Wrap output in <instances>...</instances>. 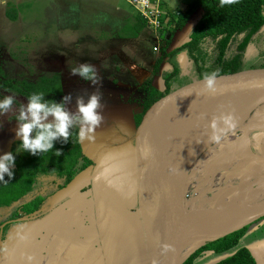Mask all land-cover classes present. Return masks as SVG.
I'll return each mask as SVG.
<instances>
[{
    "label": "rangeland",
    "instance_id": "obj_1",
    "mask_svg": "<svg viewBox=\"0 0 264 264\" xmlns=\"http://www.w3.org/2000/svg\"><path fill=\"white\" fill-rule=\"evenodd\" d=\"M54 1L56 0H0V67L3 70L5 78L15 81L24 80L25 82H33L41 76L50 75L52 73L50 71L51 69H54L55 72H68L69 74L68 67H51L46 65L47 61L45 58L47 55H50L48 53L53 51L54 47H57V35L60 37V32H56L54 23L55 17L58 16L56 11H60L61 8L58 7V9H56ZM67 1L79 2V10L84 12L83 14L86 17H98L99 12H102L104 16L109 18L112 16L111 9L114 4L112 0ZM114 1L118 3V7L123 8L122 6H124L128 11L134 14V16L138 15L136 10L132 8L127 0ZM159 1L161 10L167 12L168 16L170 14L177 15L178 12L185 8L182 0ZM71 6L72 5L66 4L64 11H71ZM8 10L15 12V19H10L6 14V11ZM191 26L192 20H189L183 31L186 32ZM68 27L69 26H67L66 31L61 32V35L64 38L70 39L75 32H70ZM147 33L152 37V40L146 39L145 45H151L150 51L155 63V60L160 56V50L164 46L166 41L165 38L168 34H166L164 39H161L159 37V32L154 33L148 31ZM152 35L156 38H153ZM183 39L185 40V38ZM181 40H177V37H175L171 40L172 42H170L168 48H171V44L174 45L175 43H180ZM236 40L237 38L235 37L231 41V47H236ZM145 45L144 47H146ZM62 46L64 48L63 43ZM86 46L88 45L83 43L82 47L86 48ZM153 47L156 49L154 50ZM256 48L257 47L254 45L248 48L247 55L242 60L243 67L257 66L259 57L257 56ZM96 53L102 55L98 51ZM101 60L103 63H110L111 66H113L111 74L114 79H116L115 77L118 75L114 72V69L119 66L118 61L115 60V62H113L107 57H101ZM154 63L153 65L151 64L152 68ZM176 64L178 69L174 76L179 75L182 69L179 67L178 63ZM168 69V66L162 69L164 71L162 79L164 80L166 77L171 79V76L166 71ZM188 69H190L188 66L183 68L182 74ZM108 76L112 77L110 75ZM66 78H68L66 80L67 84H74L78 81L77 77L74 75H70ZM66 83L61 81L60 84L62 86ZM141 85L136 91V94H133L131 92L132 90L128 91V89H126L127 92H131L132 94L131 98H128L131 102L136 103L135 101L140 97V100H143L142 96L144 95V91ZM250 95L252 97L254 94ZM16 106L17 105L14 104L13 111H15ZM231 113L235 114L233 116L236 121L239 122V125H237L232 131L225 132L220 143L223 144L222 142L225 141L226 149H230L234 144H240L239 147L243 144V146H245V143H248L255 148L261 146L262 141H264V100L261 104L254 106V109L244 106L231 111ZM12 119L13 116L11 113L0 116V125H2V127H0V154L8 152L11 147H13V144L17 142L14 137L15 124ZM97 136L101 137V134L99 133ZM93 138H96V136H93ZM90 141L93 142L94 139ZM216 145L217 143L212 142L206 145L200 150L198 159L196 158L191 164V176L194 177V181L195 178L198 177L194 189L196 192L198 189L209 190L215 183L227 181L221 178L238 176V170L244 166L243 163L239 164V161L237 162V159L239 160L237 152L232 154L233 156H230L229 159V155L224 158L221 157L220 160L218 159V155H215L216 157L212 156L207 158V151L208 155L214 150L219 151V149L216 148ZM210 146H212V149ZM13 148H16V145H14ZM87 156L90 155L87 154ZM216 159L219 160L218 162L226 161L230 163L235 159L236 161L234 164L213 171L212 165L216 162ZM133 160L132 153L129 155L125 149L118 150L117 155L110 154L108 158L106 157L103 160L99 159L98 161L95 160V163L90 166V168L81 171L78 174L79 176L74 180L76 183L72 187L70 186L69 189L70 193H68V196L71 195L73 198L68 205L69 210L73 208L76 209L77 207L80 208V205L75 203L77 197H83L86 202L85 204H81L83 206V217L87 221H84L87 229L85 234H89V239L91 238L92 244L95 241L96 245L100 244L101 264H149V249L143 228V218H141L140 215L137 196L136 170ZM207 161L208 165L206 166ZM111 164L119 166V171L116 173V175L122 178V187L119 191L110 186L104 180L97 179L98 174L103 168ZM208 179L211 181H208ZM259 179L264 180V176L259 177ZM54 186L55 185L46 186L42 184L41 191L43 192V195L50 196L49 194L53 192L56 194V188ZM76 191L77 193H72ZM34 192L35 189L33 192H30L27 196L22 198L20 203H10L8 205L9 207H1L0 223L15 218V215H17L18 204L21 205L25 200L30 199V197L34 195ZM37 193H40V191ZM52 195L53 194H51V196ZM235 195V193L228 194L230 198H233ZM230 198H226L223 201V204H231L232 199ZM85 206L88 208V213L83 209ZM261 217L248 223L250 225L245 233L243 239L244 242L253 240L252 242L255 243L256 246L264 247V216ZM42 218L40 227L38 226L39 222H36L35 225H33L32 223L35 221L32 223L24 221L8 232L6 240L3 243H0L1 247L4 249V252H2L4 256L3 258L0 254V264H5V261L8 262V264H41L42 261L44 264L48 263L44 258V248L46 246L44 235L47 228L50 227L51 229L53 223L50 222L46 215ZM92 218H94V222ZM92 222L95 227L89 230V224L92 225ZM30 224L33 228L30 227ZM93 236L94 239H92ZM34 238H36L35 245L33 243ZM208 240H212V237L210 239L203 238L201 240L194 239L189 241L183 249V254L185 256L190 254ZM185 256L183 258H186ZM220 256L221 255H205L204 253L198 256L196 264H210L218 260ZM255 258L259 262L264 261V253H257Z\"/></svg>",
    "mask_w": 264,
    "mask_h": 264
},
{
    "label": "crops",
    "instance_id": "obj_2",
    "mask_svg": "<svg viewBox=\"0 0 264 264\" xmlns=\"http://www.w3.org/2000/svg\"><path fill=\"white\" fill-rule=\"evenodd\" d=\"M54 2L56 9L58 7L61 8L60 11H56L58 16L55 17L54 23L56 32H60V37L57 35V47H54L53 51L48 53L50 55L46 56V65L71 68L77 66L79 63L86 62L95 66L100 78L98 84L92 85L74 75L77 77V83L67 84L66 80L68 78L66 77L70 76V73L55 72L54 69L50 70L52 73L59 75V81L61 80L67 84L61 86V91L62 96L71 94L72 100L67 105L70 110L75 109L76 97L83 96L86 99L94 91L100 93V111L103 119L95 131H100L101 137H96L97 139L93 138V142L88 141L87 152L94 155L99 151L98 147L100 145L109 143V147L101 155L100 160L108 158L110 154L117 155V151L123 149L130 155L133 145L132 136L136 126L134 115L140 111V102L142 100H140V97L134 103L128 98H131V92L136 94L139 86L149 78H152L151 84L158 91H162L164 81L160 71L168 66V64L162 62L159 66V73L153 75L151 64L153 65L154 58H152L150 51L151 45H145L146 39L152 40V37L147 33L150 30L146 26H140L138 15L134 16L124 6H122L123 8L118 7V3L114 0H112L114 4L111 9L112 16L110 18L104 16L102 12H99L98 17L95 18L86 17L83 14L84 12L79 10V2H69L67 0H56ZM66 4L72 5L71 11H64ZM67 26H69L70 32H75L70 39L64 38L61 35V32L66 31ZM175 37H177V40H182L180 43L171 44V48H167V51L178 47L181 42L186 40V34L183 32H176L172 40ZM153 38L156 37L153 36ZM62 43L64 44V48ZM83 43H86L88 46L86 48L82 47ZM97 51L102 55H98ZM180 53H177L171 58L173 60H170H175L179 64L177 56ZM101 57H107L113 62L115 60L118 61L119 66L114 69V72L118 75L115 77L116 79L111 74L113 66L110 63H103ZM157 61L158 59L155 60L154 65H156ZM126 89L132 91L127 92ZM222 143L219 142L216 145L219 151L214 150L209 155L207 151V158L218 155V159L220 160L221 157L224 158L229 155V159L230 156H233L232 154L237 152V157L239 158L237 162L239 161V164L243 163L244 166L238 170V176L221 179L264 182V180L259 179V177L264 176V141H262V145L258 148L245 143V146L243 144L239 147L240 144H234L230 149H226L225 141ZM210 148L212 149V146ZM218 159L212 165L213 171L234 164L236 161L235 159L230 163L226 161L218 162ZM68 193H70L69 189L61 193L58 190L54 194L52 203L50 204L51 210L46 215L50 222L53 223L51 229L50 227L47 228L44 235L46 262H48L47 264H101L100 244L96 245V241L92 244L89 234H85V231H87L85 222L87 221L83 217V206L81 204H85L86 202L83 197H77L75 203L80 205V208L77 207L76 209L69 210L68 205L73 198L71 195L68 196ZM72 193L75 194L77 191ZM263 201L264 198L258 200L257 203ZM83 209L88 213L86 206ZM92 219L94 222V218ZM93 222L92 225L89 224L90 228L87 225L89 230L95 227ZM30 227L33 228L31 224ZM92 239H94V236Z\"/></svg>",
    "mask_w": 264,
    "mask_h": 264
},
{
    "label": "water",
    "instance_id": "obj_3",
    "mask_svg": "<svg viewBox=\"0 0 264 264\" xmlns=\"http://www.w3.org/2000/svg\"><path fill=\"white\" fill-rule=\"evenodd\" d=\"M263 29L264 25L259 31ZM177 58L179 66L185 68L187 61L184 52ZM212 71L217 72L216 86L238 88L240 90L237 92L243 96L254 93L264 96V67L209 61L185 70L143 110L132 136V156L140 215L149 246V264H181L185 259L183 249L189 242V230L199 216H235L258 209L257 201L264 198V182L249 180L221 181L209 190H194L198 177L194 181L190 167L191 162L198 159L200 151L193 149V143L189 146V141L197 136L196 105L208 94L202 88L203 76ZM186 92L191 94L183 97ZM8 95L15 96L18 103H26V98L21 95ZM180 131L182 135L171 140L173 144L169 149V140ZM94 132L98 137L100 131ZM167 157H170L169 161ZM78 176L61 188L59 193L70 189ZM141 177L147 184V193L140 186ZM230 193L236 195L230 198ZM226 198L232 199V203L223 204ZM261 216H264V212L220 236L238 230ZM42 219L33 225L39 222L40 227ZM35 241L36 238L34 245Z\"/></svg>",
    "mask_w": 264,
    "mask_h": 264
},
{
    "label": "trees",
    "instance_id": "obj_4",
    "mask_svg": "<svg viewBox=\"0 0 264 264\" xmlns=\"http://www.w3.org/2000/svg\"><path fill=\"white\" fill-rule=\"evenodd\" d=\"M185 5L184 10L177 15L170 14L165 18V25L159 33V37L164 39L165 44L161 48V53L156 65L153 67V75L159 73V66L162 62L168 64L167 73L171 79L164 80V90L158 91L152 84V78L147 79L141 85L144 91L141 109L134 115L137 125L141 114L146 106L156 97L166 91L171 84L182 74L174 76L178 66L170 59L179 52H184L187 66L189 68L213 61L242 64L243 58L247 55V50L253 45L256 46L259 57L257 66L264 67V0H237V3L219 6V0H182ZM10 19H15L16 14L12 10L6 11ZM140 18V26L145 27L144 20ZM189 20H192L191 28L184 32V28ZM176 32L186 34V40L178 47L169 51L166 49ZM237 38L236 47L230 46L231 41ZM263 44V45H261ZM164 71H160L162 75ZM174 76V77H173ZM57 77V79H56ZM0 89L14 91L24 97L32 93H43L46 99L59 101L62 97L59 75L51 73L48 76H41L33 82L15 81L4 77L0 69ZM4 94L0 93V97ZM14 121V120H13ZM15 123V121H14ZM78 129L70 130L69 142L61 144L57 142L54 148L61 149L59 156L55 155V150L40 153L37 156L21 152L16 156L13 167L14 175L11 180L5 176L7 183L0 182V208L8 206L10 203H20L21 199L27 195L33 187L40 183L48 184L47 178H51L58 190L70 183L81 171H85L98 161L101 155L109 147V143L100 145L98 152L94 155L88 152V141L78 138ZM93 136H96L95 132ZM18 141L15 143L17 144ZM121 143V142H120ZM15 148L12 147L10 151ZM44 179V181H42ZM46 199L37 195L21 205L23 213L28 217L40 219L46 215ZM9 207V206H8ZM262 218V217H261ZM11 222H3L0 227V237L6 235ZM250 224L238 230L232 231L223 236L204 242L195 249L181 264H196L197 258L201 254L221 255L218 260L210 264H264V261L256 260L255 255L264 253L263 246H256L253 240L244 242V236Z\"/></svg>",
    "mask_w": 264,
    "mask_h": 264
},
{
    "label": "clouds",
    "instance_id": "obj_5",
    "mask_svg": "<svg viewBox=\"0 0 264 264\" xmlns=\"http://www.w3.org/2000/svg\"><path fill=\"white\" fill-rule=\"evenodd\" d=\"M235 3L237 0H219L220 7ZM69 73L92 85L100 81L95 66L90 63H79L69 68ZM216 80V71L204 74L203 90L208 93L216 92ZM190 94L191 92H186L183 97ZM71 100V94L64 95L56 101L46 99L43 93L38 92L27 96L26 103L19 104L13 95L0 97V116L12 114V120L16 125L14 137L18 141L13 151L0 154V182H8L5 176L8 180L12 179L16 156L21 152L37 156L54 149L55 155L59 156L61 149L54 148V144L57 142L67 144L70 130L74 128L78 129L77 135L80 140L93 139V133L103 119L100 111V93L94 91L86 99L83 96L76 97L74 110L67 107ZM14 104L17 105L15 111H13ZM207 126L211 130L209 140L212 143H219L225 132L236 128V119L231 112H221L219 116L209 119ZM118 171L119 166L111 164L103 168L97 179L104 180L119 191L122 187V178L116 175Z\"/></svg>",
    "mask_w": 264,
    "mask_h": 264
},
{
    "label": "bare ground",
    "instance_id": "obj_6",
    "mask_svg": "<svg viewBox=\"0 0 264 264\" xmlns=\"http://www.w3.org/2000/svg\"><path fill=\"white\" fill-rule=\"evenodd\" d=\"M235 87L226 85L216 86V92L208 93L207 96L196 105V130L197 136L191 139L189 146L192 144L193 149L199 152L206 145L211 143L209 140L210 129L208 128V120L213 116H219L221 112H231L235 109L248 106L250 108L261 104L264 100V96L261 93H254V95L243 96ZM235 115V114H233ZM238 117V116H237ZM242 119V118H241ZM245 119V118H244ZM239 122L236 121V126ZM222 126V125H221ZM182 135V131L178 132L173 138L169 140V149L172 148L173 141L177 136ZM170 160V157H167ZM194 161V160H193ZM192 164V162H191ZM140 186L145 193H147V184L144 178H140ZM264 212V201L258 204V209H252L251 211H244L235 216H227L221 218H211L207 214L199 216L197 221L193 223L189 230V241L194 239L201 240L203 238H211L220 236L236 227L251 220L255 216Z\"/></svg>",
    "mask_w": 264,
    "mask_h": 264
},
{
    "label": "built area",
    "instance_id": "obj_7",
    "mask_svg": "<svg viewBox=\"0 0 264 264\" xmlns=\"http://www.w3.org/2000/svg\"><path fill=\"white\" fill-rule=\"evenodd\" d=\"M128 3L136 10L146 27L154 32H160L165 25V18H168V13L163 12L160 8L159 0H127ZM156 48H154L155 50Z\"/></svg>",
    "mask_w": 264,
    "mask_h": 264
},
{
    "label": "flooded vegetation",
    "instance_id": "obj_8",
    "mask_svg": "<svg viewBox=\"0 0 264 264\" xmlns=\"http://www.w3.org/2000/svg\"><path fill=\"white\" fill-rule=\"evenodd\" d=\"M162 31V30H161ZM160 31V32H161ZM159 32V33H160ZM180 67V66H179ZM0 69H1V71L3 72V70H2V68L0 67ZM22 81H24V80H22ZM0 93L1 94H4V95H8V94H10V93H13V94H16V95H21V94H18V93H16V92H14V91H6V90H1L0 89ZM63 95V94H62ZM21 96H23V95H21ZM24 97V96H23ZM26 98V97H25ZM17 102V101H16ZM17 104H19L18 102H17ZM15 124V123H14ZM14 126H16V125H14ZM14 145H16L15 143L13 144V147H14ZM11 149H12V147H11ZM10 151V150H9ZM46 180H48V184H44V182H43V184L44 185H46V186H52V185H54V184H51L52 182H50V180H51V178H47ZM42 181H44V179H42ZM41 187H42V183H40V185H37V186H35V187H33V189L30 191V192H33L34 191V189H35V192H34V195H32L31 197H30V199L31 198H33V196H37V195H41V196H44L43 195V192L41 191ZM56 189V192L58 191V188L56 187V186H54ZM54 190V191H55ZM40 191V193H37V192H39ZM29 192V193H30ZM28 193V194H29ZM51 194H53L52 196H51ZM51 194H49L50 196H44L45 197V199H46V201H45V203H47V206H46V215H47V213L51 210V207H50V204L52 203V197L54 196V192L53 193H51ZM25 196H27V195H25ZM24 196V197H25ZM23 197V198H24ZM50 197V198H49ZM52 198V199H51ZM29 199H27V200H25V202H27ZM24 202V203H25ZM23 203V204H24ZM22 205V204H21ZM21 205L20 204H18V209H17V215H15V218H13V219H8V220H5V221H3V222H11V225H10V227L8 228V230H7V232H6V235H4L3 236V239H1V237H0V243H3L5 240H6V238H7V235H8V232L10 231V230H12L15 226H19V224L20 223H22V222H27V223H30V222H34V221H37L38 219H36V218H33V217H30V218H28L24 213H23V211H22V209L20 208L21 207ZM36 219V220H35ZM3 222H1V223H3ZM1 223H0V227H1ZM2 252H4V249L1 247V245H0V254H1V257L3 258L4 256H3V254H2ZM45 253V252H44ZM44 258H45V254H44ZM5 259V258H4ZM4 259H2V260H4ZM5 261V260H4ZM5 264H8V262H6L5 261ZM41 264H44L43 263V261H42V263Z\"/></svg>",
    "mask_w": 264,
    "mask_h": 264
}]
</instances>
